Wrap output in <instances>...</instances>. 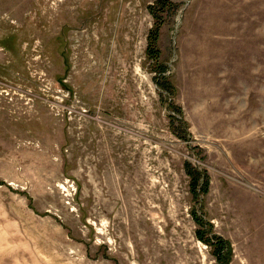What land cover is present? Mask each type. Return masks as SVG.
Here are the masks:
<instances>
[{
  "label": "rangeland",
  "instance_id": "1",
  "mask_svg": "<svg viewBox=\"0 0 264 264\" xmlns=\"http://www.w3.org/2000/svg\"><path fill=\"white\" fill-rule=\"evenodd\" d=\"M217 238L264 264V0H0V264Z\"/></svg>",
  "mask_w": 264,
  "mask_h": 264
},
{
  "label": "trees",
  "instance_id": "2",
  "mask_svg": "<svg viewBox=\"0 0 264 264\" xmlns=\"http://www.w3.org/2000/svg\"><path fill=\"white\" fill-rule=\"evenodd\" d=\"M158 39V28L156 27L152 32H150L149 36H148V51L150 50V52L155 53V44L156 41ZM152 49V50H151ZM192 177V180H195V177L193 176V174H190ZM202 187H204V184H202ZM204 189V188H203ZM200 222L201 220L198 219ZM200 240H202L203 242H208V239H203V237H200ZM216 258H217V262L219 264H226L227 263V259L229 257V252H230V248H229V244L227 241H224L220 238H217V242H216Z\"/></svg>",
  "mask_w": 264,
  "mask_h": 264
},
{
  "label": "bare ground",
  "instance_id": "3",
  "mask_svg": "<svg viewBox=\"0 0 264 264\" xmlns=\"http://www.w3.org/2000/svg\"><path fill=\"white\" fill-rule=\"evenodd\" d=\"M45 4V3H44ZM66 6V5H65ZM58 7V6H57ZM60 9V8H59ZM45 11V10H44ZM46 15V14H45ZM63 18V17H62Z\"/></svg>",
  "mask_w": 264,
  "mask_h": 264
}]
</instances>
